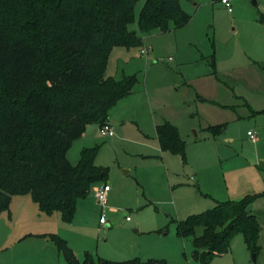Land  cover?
Wrapping results in <instances>:
<instances>
[{"label":"rangeland","instance_id":"rangeland-1","mask_svg":"<svg viewBox=\"0 0 264 264\" xmlns=\"http://www.w3.org/2000/svg\"><path fill=\"white\" fill-rule=\"evenodd\" d=\"M146 1L136 3L130 26L143 43L115 47L109 55L108 76L138 78L134 92L110 111L115 134L103 136L97 124H89L68 153L74 165L83 148L99 146L96 164L109 167L106 182L112 187L107 205L102 207L94 196L95 187L106 182L81 199L72 223L64 222L60 213H42L30 194L26 204L13 196L11 220L9 212L0 214V244L9 246L0 249V264H68L52 241L19 238L30 232L62 236L83 259L87 252L97 255L106 243L114 247L126 238H147L142 234L147 229L167 232L149 237H156L150 243L158 250L155 258L200 264L193 256L192 238L177 237L175 220L210 210L216 200L264 192V112L254 115L245 104L264 109V69L254 65V61L264 65V24L259 20L264 0H232V11L221 0H182L192 16L188 24L142 34L137 21ZM143 48L147 54H142ZM213 101L234 108L224 109ZM167 120L186 141V161L159 147L156 127ZM222 122H227L226 131L206 130ZM250 130L257 133L256 142L249 139ZM250 207L261 223L257 261L243 235L236 233L228 252L215 256L211 264H264V196ZM123 213L131 219L111 225ZM102 217L110 224L107 228L100 223ZM202 231L198 228L197 234ZM142 255L111 259H149Z\"/></svg>","mask_w":264,"mask_h":264},{"label":"trees","instance_id":"trees-1","mask_svg":"<svg viewBox=\"0 0 264 264\" xmlns=\"http://www.w3.org/2000/svg\"><path fill=\"white\" fill-rule=\"evenodd\" d=\"M138 1L0 0V214L10 213L14 195L30 194L42 213H61L72 223L78 202L107 181L109 167L96 164L99 146L83 148L74 165L68 153L89 124L110 123V111L134 92L136 75L118 80L106 69L115 47L143 43L130 28ZM181 1L147 0L137 21L141 33L188 24L192 16ZM259 20L264 24V13ZM211 64L215 68L214 54ZM224 128L217 124L207 130L219 134ZM156 132L163 151L186 161L187 144L176 125L167 120ZM262 196L218 201L210 210L175 220L177 235L192 238L200 264L228 252L236 233L259 256L261 223L250 205ZM32 235L56 244L68 264H170L159 258L116 261L89 252L81 260L62 236L24 238Z\"/></svg>","mask_w":264,"mask_h":264},{"label":"crops","instance_id":"crops-1","mask_svg":"<svg viewBox=\"0 0 264 264\" xmlns=\"http://www.w3.org/2000/svg\"><path fill=\"white\" fill-rule=\"evenodd\" d=\"M254 65L256 66V67H260V63L258 62V61H254ZM261 68V67H260ZM213 104H216V105H218L219 107H221V108H224V109H229V108H234V106H232V105H226V104H222V103H219V102H217V103H213ZM245 104L249 107V109L251 110V112H252V114H254V115H256L257 113H260V112H264V109H260V111H256V110H254V109H252L251 107H250V104L248 103V101H246L245 102ZM219 124H225V128L223 129V131L225 130L226 131V129H227V122H222V123H219ZM214 125H217V124H214ZM214 125H209V126H214ZM208 127V126H207ZM207 127H206V130H207ZM84 136V135H83ZM158 143H159V141H158ZM159 147H160V145H159ZM161 150H162V148H161ZM162 152H165V151H163L162 150ZM261 167L264 169V165H261ZM195 176H196V174H195ZM196 177H198V174H197V176ZM112 190V187H111V189H110V191ZM109 191V192H110ZM199 191V190H198ZM207 192H209V191H207ZM26 196H28V195H14V197H21L20 199H23L22 201V203H24V204H26V203H28V200H26V199H28V198H26ZM32 198V197H31ZM13 199V198H12ZM32 200L34 201V199L32 198ZM21 201V200H20ZM81 201V200H80ZM80 201L78 202V203H80ZM218 201H221V200H216V203L218 202ZM35 202V201H34ZM36 203V202H35ZM37 204V203H36ZM38 205V204H37ZM39 207V206H38ZM10 214V213H9ZM48 215H52V214H48ZM60 216H62L61 215V213H60ZM8 220H11V214L10 215H8V218H7ZM116 220V219H115ZM127 221V220H126ZM102 224V223H101ZM107 224H108V221L106 222V223H104V224H102V225H105V228H107ZM175 225H176V223H175ZM61 229H63V228H61ZM65 230V229H64ZM166 229H163V230H160V231H156L155 229L154 230H145V231H143L142 232V234L143 235H145L147 238H143V237H139V238H134V239H131V240H128L127 238L123 241V244L121 245V246H117V244L115 243L114 245V247L113 246H108L107 245V243L105 244V247L102 249V248H98V252H97V255H95L94 253H91L92 255H94V257H101V258H105V259H111V258H124V257H131L132 255L134 256V255H141V256H143L142 254H145V257H148L149 259H154L155 258V253L158 251V250H156L155 249V247L154 246H152V245H150V243H151V241H153L154 240V238H156V237H154V238H149V237H152L151 235H154L155 233H160V234H167V232L165 231ZM138 232V231H137ZM176 232H177V225H176ZM30 233H32V234H39V233H34V232H30ZM30 233H26L25 235H23L24 237L26 236V235H30ZM63 233V232H62ZM177 234V233H176ZM63 235H65L64 233H63ZM67 235V234H66ZM65 235V237H67V239H68V236H66ZM128 236V235H127ZM24 237H19V238H21V239H23V240H25V239H31V238H39V239H41L42 241H47V242H50V240H48L46 237L45 238H42V237H38V236H34V235H32V236H30V237H27V238H24ZM177 237L179 238V239H182V240H184L183 238H181V237H179L178 235H177ZM18 238V239H19ZM15 240V239H14ZM67 241H69V240H67ZM8 244H6V242H4L3 244H0V249H3V250H6V249H9V246H7ZM56 245V244H55ZM111 245V244H110ZM144 245H147V248H145V250H146V252H144L143 251V253H139L142 249H143V247H144ZM108 246V247H107ZM138 246V247H137ZM73 248V247H72ZM57 250H58V248H57ZM58 253H59V251H58ZM139 253V254H138ZM86 254V253H85ZM59 255H60V253H59ZM84 257H85V255H84ZM160 257H164V256H160ZM134 258H139V257H137V256H135ZM141 258V257H140ZM80 259V258H79ZM133 259V258H132ZM81 260H84V258L83 259H81ZM111 260H113V259H111Z\"/></svg>","mask_w":264,"mask_h":264},{"label":"built area","instance_id":"built-area-1","mask_svg":"<svg viewBox=\"0 0 264 264\" xmlns=\"http://www.w3.org/2000/svg\"><path fill=\"white\" fill-rule=\"evenodd\" d=\"M221 3L224 6H227L230 11H232L234 9V5H232V0H221ZM141 52H142V54H147L148 53V49L147 48H143L141 50ZM100 133L103 136H113L115 134L113 132V129H112L110 123L104 124V126L100 127ZM248 136H249V139L251 141H253V142H256L257 139H258L257 133L253 132L251 130L248 132ZM110 189H111V186L107 182L104 185H100V186L95 187V189H94V196L97 198L98 203L102 207H105L107 205L108 197H109L108 193H109ZM130 219L131 218L126 215L125 220L129 221ZM106 222L107 221H106V219L104 217H102L100 219V223L104 224Z\"/></svg>","mask_w":264,"mask_h":264},{"label":"water","instance_id":"water-1","mask_svg":"<svg viewBox=\"0 0 264 264\" xmlns=\"http://www.w3.org/2000/svg\"><path fill=\"white\" fill-rule=\"evenodd\" d=\"M125 217H126V213H123V215L120 218L114 220L111 223V225H118V224H120L123 221V219H125ZM109 225L110 224H107V226H109ZM253 259H254V261H257V255L256 254L253 255Z\"/></svg>","mask_w":264,"mask_h":264}]
</instances>
